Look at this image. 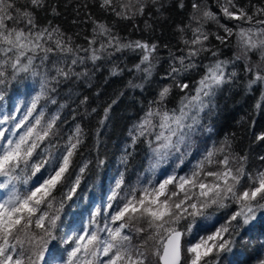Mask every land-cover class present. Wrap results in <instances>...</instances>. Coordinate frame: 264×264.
<instances>
[{"label":"snow or ice","instance_id":"6c2138e0","mask_svg":"<svg viewBox=\"0 0 264 264\" xmlns=\"http://www.w3.org/2000/svg\"><path fill=\"white\" fill-rule=\"evenodd\" d=\"M45 3L0 0V102L14 85H23L25 96L31 93L13 109L0 103V264H224L238 250H247L257 225L264 249V168L249 171L247 156L235 154L226 136L219 146L207 147L188 172L179 171L203 128L204 113L224 85L236 82L240 66L247 90L261 88L255 107L264 106V6L216 0L213 11L207 0H192L187 23L178 26L184 47L178 54L169 50L155 98L129 127L119 157L122 169L112 178L106 201L65 231L61 213L93 161L76 160L86 136L80 124L66 138L60 136L58 121L66 104L51 114L47 106L57 105L62 85L86 81L90 86L102 61L112 62V77L126 70L135 74L125 88L142 91L160 64L159 45L126 40L94 19L87 47L75 44L58 25L38 22L37 10ZM99 6L122 20L143 16L150 7L164 8L162 0H100ZM178 7H185L184 0ZM229 21L238 23L230 26ZM210 23L216 32L207 30ZM233 37L232 54L221 58L211 40L227 47ZM126 51L139 55L130 69L113 61ZM205 54L212 57L207 64L200 60ZM200 68L203 75L190 88L185 78ZM174 89L182 95L169 107ZM111 107L105 108L101 126ZM255 140L264 142V131ZM100 143L97 130V152ZM141 143L148 165L130 182L129 162ZM173 158L175 166L158 179V171ZM105 163L98 154L95 166ZM256 264H264V254Z\"/></svg>","mask_w":264,"mask_h":264},{"label":"trees","instance_id":"16d2710c","mask_svg":"<svg viewBox=\"0 0 264 264\" xmlns=\"http://www.w3.org/2000/svg\"><path fill=\"white\" fill-rule=\"evenodd\" d=\"M164 8L157 10L156 7L146 9L143 16H138L133 20H122L109 12H105L99 6L100 0H46L45 8L37 10V19L41 25L49 21L53 25H58L67 35L71 36L75 44L87 47V39L92 36V20L103 21L112 26L113 31L126 40H143L159 45L158 56L160 64L156 68L155 75L150 83L145 84L144 89H126L125 84L132 79L135 74L124 72L122 76L112 77L109 70L112 62L102 61L99 70L91 74L89 82L80 81L68 85H62L56 99L57 105L49 104V114L58 109L59 104H66L61 110V120L58 121L60 136L66 138L76 124H80L86 133L84 143L76 157L77 162L92 160L85 179L82 182L77 195L72 201H67L61 213L62 227L68 231V226L74 222L86 221L91 211L106 201V196L112 184V178L116 175L124 145L128 142L127 132L131 124L142 115V109L149 101L155 98L158 85L161 83V76L168 69L169 50L178 54V50L184 45L181 41V33L178 26L187 23L188 14L191 12L192 0H184L185 7H178L179 0H162ZM209 6L216 11V0H207ZM240 6L252 5L264 6V0H236ZM55 9V12H53ZM251 10V9H250ZM230 26L238 22L229 21ZM150 25L151 27H146ZM207 30L216 32L215 24H208ZM186 38L191 37V33H186ZM235 43L233 37L228 46L220 45L214 38L211 44L219 47L223 53L221 58H227L232 54ZM165 45L168 47L166 48ZM200 60L207 64L212 59L205 54ZM255 59V57H253ZM113 61L121 68L130 69L139 62V55L131 51L117 53ZM91 70V64L88 65ZM240 72L236 82L226 84L220 89L215 98L214 106L203 115V128L197 134L196 142L191 149V155L186 157L185 164L179 170L180 174L188 172L192 165L198 160L207 147L213 144L219 146L227 136L232 145V151L248 158V170L255 172L264 168V161L260 160L264 156V142H257L255 134L264 131V106L257 109L255 105L260 99L261 88L255 86L252 91L246 88L247 77L242 66L238 68ZM203 75V69H197L190 73L185 79L190 88H194L195 82ZM139 82V80H137ZM31 84V81H27ZM123 91V95L120 93ZM23 85H14L9 88L3 103L6 109H13L22 100H27L29 96L23 93ZM19 93V94H17ZM180 95L178 89H174L168 106H176ZM87 97V103L80 104V100ZM116 100L115 104L112 101ZM42 104L44 101L41 102ZM112 105L109 119L103 126L100 120L104 115V110ZM92 109L96 111L93 112ZM211 128L212 131H207ZM97 130H99V152H97ZM99 154L100 158L106 161L104 167L97 168L95 160ZM148 150L141 143L129 162L127 179L135 182L137 176L144 172L148 165ZM173 158L164 165L157 173V178H162L161 173L165 169L171 171L175 166ZM262 227L257 225L250 233L252 239L247 250H238L234 255L227 257L224 264H256V260L264 254V249L259 248L260 233Z\"/></svg>","mask_w":264,"mask_h":264}]
</instances>
